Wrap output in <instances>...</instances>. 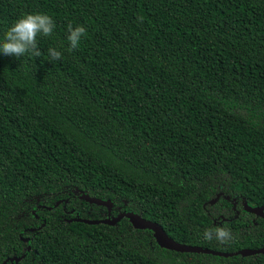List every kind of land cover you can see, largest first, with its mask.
I'll use <instances>...</instances> for the list:
<instances>
[{"label": "trees", "instance_id": "1", "mask_svg": "<svg viewBox=\"0 0 264 264\" xmlns=\"http://www.w3.org/2000/svg\"><path fill=\"white\" fill-rule=\"evenodd\" d=\"M25 13L56 27L40 57L0 54V264H264L72 220L131 212L179 244L264 247L244 209L264 205V0H0V39ZM69 23L87 30L71 52Z\"/></svg>", "mask_w": 264, "mask_h": 264}, {"label": "clouds", "instance_id": "2", "mask_svg": "<svg viewBox=\"0 0 264 264\" xmlns=\"http://www.w3.org/2000/svg\"><path fill=\"white\" fill-rule=\"evenodd\" d=\"M56 24L53 18L44 13H25L19 16L4 32L3 38L0 39V54L5 56H15L18 58L28 55L33 58L42 55L37 38L39 36L50 37ZM67 51L71 52L80 46L82 38L87 34V30L83 25L73 26L71 23L67 25ZM50 60L62 59V53L54 47L47 49ZM215 239L219 243H228L233 239L231 230L228 228H216L214 230ZM205 240H213V230H205L203 233Z\"/></svg>", "mask_w": 264, "mask_h": 264}, {"label": "water", "instance_id": "3", "mask_svg": "<svg viewBox=\"0 0 264 264\" xmlns=\"http://www.w3.org/2000/svg\"><path fill=\"white\" fill-rule=\"evenodd\" d=\"M80 199L87 201L88 203L95 204L97 206H103L107 208L108 210V216L110 213L111 209V202L110 201H102L100 199L96 198H91L88 195L81 194ZM60 202H57L55 206H58ZM50 209V208H48ZM244 209L251 213L254 214L255 216L259 218L264 219V205L259 206V207H251L246 204H244ZM126 218L129 223L133 226V228L137 230H150L153 232V236L155 238L156 243L158 244L159 247L174 251V252H180V253H198V254H211L214 256H220V257H232V256H252V255H257V254H263L264 253V247L258 250H250V249H243L239 250L235 253H222V252H217V251H212V250H207L203 249L201 247H196V246H187L183 244H179L175 242L172 238H170L165 231L162 229L161 226L158 224L145 220L138 216L137 214L131 213V212H122L119 215H117L114 218H106L103 220H87V219H79L75 218L72 219L73 221L81 222L87 225H98V224H104L108 226H114L117 222H119L121 219ZM71 221V220H69ZM29 250V248H28ZM18 259H10L9 261L12 262H19ZM7 261H5L3 264H6Z\"/></svg>", "mask_w": 264, "mask_h": 264}]
</instances>
